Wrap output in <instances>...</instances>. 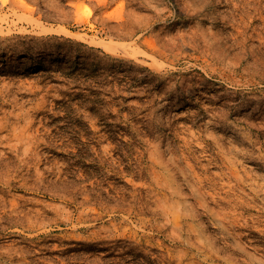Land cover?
<instances>
[{"label":"rangeland","instance_id":"obj_1","mask_svg":"<svg viewBox=\"0 0 264 264\" xmlns=\"http://www.w3.org/2000/svg\"><path fill=\"white\" fill-rule=\"evenodd\" d=\"M0 264H264V0H0Z\"/></svg>","mask_w":264,"mask_h":264}]
</instances>
